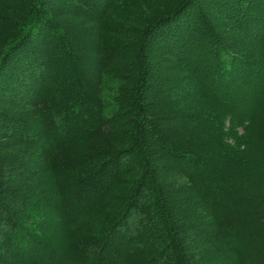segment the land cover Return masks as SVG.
<instances>
[{
	"label": "trees",
	"instance_id": "trees-1",
	"mask_svg": "<svg viewBox=\"0 0 264 264\" xmlns=\"http://www.w3.org/2000/svg\"><path fill=\"white\" fill-rule=\"evenodd\" d=\"M0 264H264V0H0Z\"/></svg>",
	"mask_w": 264,
	"mask_h": 264
},
{
	"label": "rangeland",
	"instance_id": "rangeland-1",
	"mask_svg": "<svg viewBox=\"0 0 264 264\" xmlns=\"http://www.w3.org/2000/svg\"><path fill=\"white\" fill-rule=\"evenodd\" d=\"M205 5H206V4H205ZM205 5L202 4V7L206 8ZM207 11L209 12V14H212V11H210V10H207ZM232 88H233V87H232ZM224 125H225L224 129L228 130V129H229V127H228L229 122H228V121H225L224 124H223V126H224ZM236 126H238V125H236ZM242 130H243V129L239 127L237 131H238L239 133H243ZM247 132H248V134L251 133V132H252V129H247Z\"/></svg>",
	"mask_w": 264,
	"mask_h": 264
}]
</instances>
